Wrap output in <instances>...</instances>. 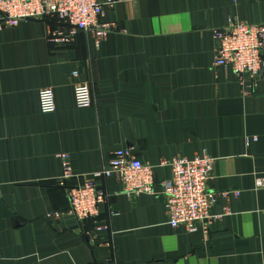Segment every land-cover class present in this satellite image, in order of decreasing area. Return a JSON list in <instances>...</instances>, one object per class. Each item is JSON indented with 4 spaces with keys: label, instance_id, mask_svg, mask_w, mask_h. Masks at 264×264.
<instances>
[{
    "label": "crops",
    "instance_id": "crops-1",
    "mask_svg": "<svg viewBox=\"0 0 264 264\" xmlns=\"http://www.w3.org/2000/svg\"><path fill=\"white\" fill-rule=\"evenodd\" d=\"M264 25V0H122L102 21L116 25L97 48L80 33L50 44L54 18L0 30L1 264H264V82L242 86L216 67L213 30L228 20ZM92 105L74 102L73 71ZM51 88L55 112L38 92ZM128 149L154 167V193L127 195L114 179L95 221L45 216L67 209L59 154L77 185ZM210 158L217 194L208 231L172 229L164 185L173 158ZM238 192V197L234 196ZM225 209L228 210L224 214ZM110 260V262H107Z\"/></svg>",
    "mask_w": 264,
    "mask_h": 264
},
{
    "label": "built area",
    "instance_id": "built-area-1",
    "mask_svg": "<svg viewBox=\"0 0 264 264\" xmlns=\"http://www.w3.org/2000/svg\"><path fill=\"white\" fill-rule=\"evenodd\" d=\"M122 0H0V30L12 28L20 22L54 18L56 23L48 31L50 44L68 46L80 33L93 37L98 48L104 38L116 30V25L102 21L105 9L113 10ZM216 67L232 70L239 83L252 85L253 89L264 82V25H250L228 20L223 28L213 30ZM73 96L78 109L92 105V95L87 82L80 80L78 71H73ZM39 110L42 114L55 112L54 93L51 88L38 92ZM62 174L59 185L64 187L67 209L45 216L56 220L61 216L72 217L78 223L92 222L100 214V206L106 200V192L98 185L100 179L114 178L122 192L127 195L154 193V167L142 163L128 149L113 152L108 165L82 183L67 186L72 178L69 157L59 154ZM171 171L169 182L164 185L163 196L167 223L172 229L183 228L187 233H207V220H219L210 210L217 197H226L227 192L214 194L207 188L212 174L210 158L187 160L173 158L160 163ZM255 188H264V177L256 178ZM238 192L234 196L238 197ZM228 210L225 209V213ZM107 262H110L108 260ZM1 264V257H0ZM93 264V263H89Z\"/></svg>",
    "mask_w": 264,
    "mask_h": 264
}]
</instances>
